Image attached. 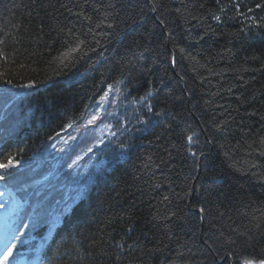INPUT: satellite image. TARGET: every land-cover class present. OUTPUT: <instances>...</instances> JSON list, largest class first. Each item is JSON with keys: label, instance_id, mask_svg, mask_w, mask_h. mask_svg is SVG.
Listing matches in <instances>:
<instances>
[{"label": "trees", "instance_id": "trees-1", "mask_svg": "<svg viewBox=\"0 0 264 264\" xmlns=\"http://www.w3.org/2000/svg\"><path fill=\"white\" fill-rule=\"evenodd\" d=\"M155 2L0 0V176L42 264L264 260V0Z\"/></svg>", "mask_w": 264, "mask_h": 264}, {"label": "rangeland", "instance_id": "rangeland-1", "mask_svg": "<svg viewBox=\"0 0 264 264\" xmlns=\"http://www.w3.org/2000/svg\"><path fill=\"white\" fill-rule=\"evenodd\" d=\"M102 97H104V99H99L98 103H97V107L95 108V110L90 113L91 116H96L100 117L101 114H103V110L105 108V103L107 102V100H109L108 94L107 95H103ZM98 122V121H97ZM107 125V126H106ZM101 132H103L106 136L109 133H114V130L112 131V128H110L109 122H106L105 120L100 123V129ZM101 135V134H100ZM112 134H110L109 136H111ZM19 198L17 197V195L10 189H2L0 186V204L2 205L1 209H4V205L5 207H7L8 210H10L13 206L16 208L15 203H18ZM69 202H73L74 201V196H71L68 198ZM5 212L4 211L0 212V215ZM3 233L5 234L6 231L5 229H3ZM253 264H258V263H253Z\"/></svg>", "mask_w": 264, "mask_h": 264}, {"label": "snow or ice", "instance_id": "snow-or-ice-1", "mask_svg": "<svg viewBox=\"0 0 264 264\" xmlns=\"http://www.w3.org/2000/svg\"><path fill=\"white\" fill-rule=\"evenodd\" d=\"M148 3L151 5L150 10H151V11H155V10H156V7H157V4H156L155 0H148ZM257 7H259V5H257ZM214 19H217V20H218V19H220V17L215 16ZM161 23H163V21H161ZM82 43H83V41H80L79 43H77V44L75 45V47L71 48L70 51H71V52H75V51H77V50L80 48V46H81ZM63 55L67 56L68 53L66 52V53H64ZM9 83H11V81H9ZM29 86H31V83H30L29 85H24V87H29ZM109 87H111V86H109ZM105 95H107V93H106ZM101 99H104V97H101ZM148 111H149V112L152 111L151 106H149ZM97 115H99V114H97ZM155 115H156V116H159L160 113L157 112V113H155ZM96 119H97V116H93V117H92V120H93V121H95ZM141 123H145V121H141ZM188 140H189V142H192V140H193L192 135H189V136H188ZM262 143H264V140H262ZM120 147L123 148V147H125V145H121ZM192 155L195 156L196 153L193 152ZM11 164H12V160L9 159L8 164H0V168H7V167H8L9 165H11ZM69 167H71V165H69ZM2 179H4V177H3V176H0V180H2ZM165 199H167V197H165ZM0 207H2V205H0ZM199 211H200L201 213H203V212L205 211V209H204L203 207H201V208L199 209ZM170 215H174V213H172V214H170ZM15 247H16L15 244H12L10 247H7V250L3 253L2 256H0V264H8L9 257L13 254V249H14ZM246 264H253V262H252V261H246ZM258 264H264V260H260V261L258 262Z\"/></svg>", "mask_w": 264, "mask_h": 264}, {"label": "water", "instance_id": "water-1", "mask_svg": "<svg viewBox=\"0 0 264 264\" xmlns=\"http://www.w3.org/2000/svg\"><path fill=\"white\" fill-rule=\"evenodd\" d=\"M155 14V11H153V15ZM191 197V196H190ZM196 211H197V213H198V215H199V217H200V219H201V221L203 220V214L199 211V209H195ZM217 261L218 262H221L222 260H218L217 259ZM231 264H233V262H231Z\"/></svg>", "mask_w": 264, "mask_h": 264}, {"label": "bare ground", "instance_id": "bare-ground-1", "mask_svg": "<svg viewBox=\"0 0 264 264\" xmlns=\"http://www.w3.org/2000/svg\"><path fill=\"white\" fill-rule=\"evenodd\" d=\"M2 210H1V207H0V212H1Z\"/></svg>", "mask_w": 264, "mask_h": 264}]
</instances>
